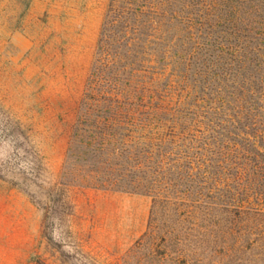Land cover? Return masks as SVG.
Segmentation results:
<instances>
[{
    "label": "trees",
    "instance_id": "trees-1",
    "mask_svg": "<svg viewBox=\"0 0 264 264\" xmlns=\"http://www.w3.org/2000/svg\"><path fill=\"white\" fill-rule=\"evenodd\" d=\"M195 4L108 0L59 181L0 108V182L44 225L69 190L150 198L149 264H264V16H215L227 29L190 61L179 25Z\"/></svg>",
    "mask_w": 264,
    "mask_h": 264
},
{
    "label": "rangeland",
    "instance_id": "rangeland-1",
    "mask_svg": "<svg viewBox=\"0 0 264 264\" xmlns=\"http://www.w3.org/2000/svg\"><path fill=\"white\" fill-rule=\"evenodd\" d=\"M107 2L0 0V108L27 132L51 185L59 181ZM195 2L179 25L190 61L200 56V36L227 29L215 16H264V0ZM5 155L1 149L0 159ZM66 196L72 208L44 225L24 194L0 182V264H149L136 244L146 232L150 198L91 189Z\"/></svg>",
    "mask_w": 264,
    "mask_h": 264
}]
</instances>
